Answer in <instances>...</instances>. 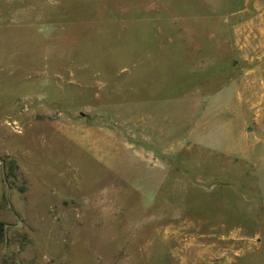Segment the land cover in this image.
<instances>
[{"label": "rangeland", "instance_id": "rangeland-1", "mask_svg": "<svg viewBox=\"0 0 264 264\" xmlns=\"http://www.w3.org/2000/svg\"><path fill=\"white\" fill-rule=\"evenodd\" d=\"M0 264H264V0H0Z\"/></svg>", "mask_w": 264, "mask_h": 264}, {"label": "water", "instance_id": "water-1", "mask_svg": "<svg viewBox=\"0 0 264 264\" xmlns=\"http://www.w3.org/2000/svg\"><path fill=\"white\" fill-rule=\"evenodd\" d=\"M3 176H4V179H5V172H4V170H3ZM5 182H6V179H5ZM18 227H20V226H22V224L20 223V224H18L17 225ZM8 226H6V228H7Z\"/></svg>", "mask_w": 264, "mask_h": 264}]
</instances>
